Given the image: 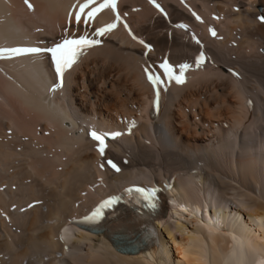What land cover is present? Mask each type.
I'll return each mask as SVG.
<instances>
[{
  "label": "bare ground",
  "instance_id": "1",
  "mask_svg": "<svg viewBox=\"0 0 264 264\" xmlns=\"http://www.w3.org/2000/svg\"><path fill=\"white\" fill-rule=\"evenodd\" d=\"M191 1L219 13L223 39L207 40L213 64L173 85L158 119L147 117L152 97L141 72L143 48L123 33L110 34L72 69L58 107L33 76L0 73V264H264V23L257 21L264 0ZM72 2L28 0L29 9L25 0H0V40L13 43L18 34L59 40ZM167 2L176 22L189 18ZM122 4L139 9L130 13L137 32L155 45L148 59L169 53L180 62L198 51L176 29L169 37L167 22L145 0ZM226 65L239 67L241 77L228 76ZM41 68L45 93L53 78ZM120 116L138 117L140 126L130 143L107 150L122 163L108 177L96 166L95 143L80 132L96 120L114 125ZM168 176L176 177L177 196L154 222L160 237L148 252L126 255L106 241L114 234L136 239L145 224L134 214L115 223L106 239L71 227L113 182ZM190 201L197 209L206 205L205 218L189 211ZM237 215L245 235L232 228ZM239 240L255 257L237 255Z\"/></svg>",
  "mask_w": 264,
  "mask_h": 264
},
{
  "label": "snow or ice",
  "instance_id": "2",
  "mask_svg": "<svg viewBox=\"0 0 264 264\" xmlns=\"http://www.w3.org/2000/svg\"><path fill=\"white\" fill-rule=\"evenodd\" d=\"M25 3L28 4L29 9L33 6L28 3V0H25ZM150 3H155V0H150ZM95 5V6H93ZM159 8V5H155ZM110 8L114 13H117V0H103L102 3H99L98 0H84L83 3H80L78 6V11L75 13V22L77 24L81 23L83 20L84 25H88L91 21H93L97 14L104 9ZM199 20L200 18L197 17ZM262 22H264V17L261 18ZM120 20V16L116 14V21ZM116 23L113 22L108 24L104 27L98 28L95 31L96 36H102L107 32H110L116 27ZM127 27V25H125ZM179 27H186L185 25H180ZM212 36H216V32L214 30H210ZM100 41L97 39L89 38L88 33H85L79 38H65L61 43L56 44L54 47L51 48H39V47H29V48H0V59L6 58H15L22 55H32V56H39L44 53L50 55L51 60L55 66V72L58 78H60L61 82L63 80L65 72L72 67L74 63H76L77 58L84 53L88 48L93 47L99 44ZM143 43V41H141ZM199 43V41H197ZM145 47H148L145 45ZM204 54L201 53L196 58V65L199 67L204 62ZM160 68L162 69L163 76L167 81H175L177 84L184 83V73L190 68V65L187 63L180 64L177 70L165 60L161 65ZM145 74L149 82L153 85L154 88L157 89L156 96H157V103L159 102V89L157 88L158 85H162L164 81L161 80V77L157 75L155 72L151 71L149 68H145ZM59 86V85H58ZM55 90V89H53ZM93 140L98 142L97 150L101 156L105 153V148L107 147L105 143L106 137L111 136V138H115L121 133H97L96 131H92L90 133ZM112 168L116 171H119V168L114 164L112 161H108ZM136 191L140 192L145 198H152L155 196V189H136ZM113 200H108L104 202L99 208L93 212L92 216L88 219H96L101 215V210L104 207H107L113 204Z\"/></svg>",
  "mask_w": 264,
  "mask_h": 264
}]
</instances>
